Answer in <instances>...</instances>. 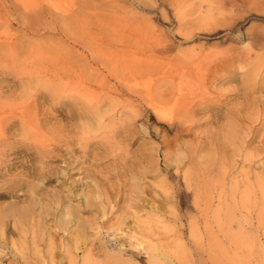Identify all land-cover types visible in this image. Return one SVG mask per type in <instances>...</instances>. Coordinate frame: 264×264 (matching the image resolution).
Instances as JSON below:
<instances>
[{
    "label": "rangeland",
    "instance_id": "374dc122",
    "mask_svg": "<svg viewBox=\"0 0 264 264\" xmlns=\"http://www.w3.org/2000/svg\"><path fill=\"white\" fill-rule=\"evenodd\" d=\"M234 1L0 0V264H264V194L252 176L228 196L240 158L217 171L213 125L174 142L137 107L146 85L168 106L264 97V0ZM190 162L187 212L171 172Z\"/></svg>",
    "mask_w": 264,
    "mask_h": 264
},
{
    "label": "bare ground",
    "instance_id": "6f19581e",
    "mask_svg": "<svg viewBox=\"0 0 264 264\" xmlns=\"http://www.w3.org/2000/svg\"><path fill=\"white\" fill-rule=\"evenodd\" d=\"M164 1V0H161ZM136 2V1H135ZM233 4L235 3L234 0H232ZM240 2L241 6L243 4H245L246 0H239L238 3ZM249 35V34H248ZM252 39H254L256 42H258L260 45L264 46V34L261 33H257L256 35H252L251 37ZM251 39V40H252ZM158 83V82H157ZM146 85V84H145ZM144 85V86H145ZM151 85V84H150ZM160 85V84H159ZM143 86V87H144ZM150 86L146 85L144 87V94H145V98L143 99V103L146 101V105H144L143 103H139L137 104L138 106V110L139 112H145L147 113V111H151L154 116L156 117V122L157 119H161L164 121V123H162V126L168 130H173V141L177 142V140L179 139V137H181L182 132L183 131H188V132H193L194 133V137L197 138H201L199 133L196 134L195 132L199 129L198 127L202 126V125H209L210 127L213 125V144L211 142V145H214V151L216 152L217 157V163L215 161L216 164H218L219 166L217 167V171L219 170L218 168H223L226 165H231L232 160L234 161L235 155L237 157H239L240 159H238V161L240 160L241 164L243 165L242 168L245 167L246 170H241L243 171L242 173H240L242 175V177L240 178H236L238 181L235 180L234 184L237 187L238 185H242V187H249L248 190H250L251 192H249L247 190V188H244V192H246L244 195H247L249 192V195L251 196V194L253 195L254 191L251 190L250 185L253 184V182H250V179H252L251 177L253 176L252 181L255 182L257 190L259 191L260 195L264 194V177H262V175H264V173H260L261 171H264V169L260 170L259 173H257V171L259 170L258 168V164H256L255 166L258 168V170L256 172H253L252 170H254L256 167H254V163L256 161H259L260 159L264 158V156H261V152L264 151V133L259 134L260 132L258 131L257 133V124L259 123V125L264 124V119H261V116H264V97H258L257 100L256 98H252V101L249 103V94L244 93L241 95V98L243 100L239 101V103H233L231 104L232 106L228 107V103L229 101L227 100V97H225L223 100H218V103H215L214 105H208V107H203L200 106V104H196L198 102H196L195 104L192 103V105H184V102L181 103L182 107H178L177 105L174 106H168L169 101L171 102V100H173L176 104H180L179 101L181 100V96L178 93H174L175 91H173L174 94L171 93H166L163 92V96H160V93H157V96L159 97H152L150 95ZM169 87V86H168ZM126 89V88H125ZM174 89V88H173ZM123 91V90H122ZM126 91V90H125ZM152 92V91H151ZM157 92V91H156ZM128 93V92H126ZM134 93V92H133ZM243 93V92H242ZM135 94V93H134ZM187 94V93H186ZM204 94V93H203ZM129 95V94H128ZM132 95V93H131ZM138 95V94H136ZM237 94H235L236 96ZM119 96V95H118ZM135 96V95H134ZM140 97V95H138ZM156 96V95H155ZM208 96V95H207ZM132 97V96H131ZM202 96H200L199 98L201 99ZM198 97L196 98L197 100L199 99ZM133 99V98H132ZM135 100H137L136 98H134ZM133 99V100H134ZM141 99V98H140ZM138 99V100H140ZM183 99V98H182ZM230 99V98H229ZM132 100V101H133ZM137 100V101H138ZM251 100V99H250ZM204 101V99H203ZM186 102V101H185ZM138 103V102H137ZM173 104V103H172ZM189 104V103H188ZM248 105H251V107H247ZM136 108V106H134ZM129 108V107H128ZM125 112V111H124ZM210 112L211 117L210 118H205L204 120L200 121V122H196L194 121V119L196 120V118H193L194 116L197 115V113H207ZM196 114V115H195ZM199 115V114H198ZM197 115V116H198ZM253 115V116H252ZM135 116V115H134ZM250 116L254 118V122L258 123L254 124L253 119L250 118ZM208 117V116H207ZM200 118V117H199ZM197 117V119H199ZM220 118H224L226 121V123H218ZM252 123H250V119ZM135 119V118H134ZM9 120V119H8ZM249 120V121H248ZM11 122V121H10ZM9 122V123H10ZM120 122V121H119ZM20 123V122H19ZM249 124V125H248ZM22 126V125H21ZM207 126V127H209ZM253 128H256V133L253 134V131L251 130ZM4 128V127H3ZM264 129V128H262ZM207 130V129H206ZM252 131V136L249 135L248 139H244L245 138V133L246 132ZM259 130V129H258ZM200 130H198L199 132ZM205 131V130H202ZM204 133V132H202ZM207 134V132H206ZM248 134V133H247ZM212 136V135H211ZM206 137V136H204ZM248 137V136H246ZM4 138V137H3ZM196 138V139H197ZM1 139V138H0ZM255 142H257V144L253 147L250 148L251 150L249 152H245L246 154H243V152L241 153V151H243V149L248 145L249 142H252L254 140H256ZM172 141V140H171ZM200 141V140H199ZM199 143V142H198ZM209 144V143H208ZM250 145V143H249ZM199 146V145H198ZM204 146V145H203ZM205 146H208L207 144ZM200 147V146H199ZM197 147V148H199ZM202 147V145H201ZM209 147V146H208ZM211 147V146H210ZM248 148V147H247ZM200 150V148H199ZM202 151V150H201ZM198 152V151H197ZM188 153V152H187ZM192 154V153H191ZM194 154H197L196 151L194 152ZM210 155V154H209ZM264 155V154H262ZM192 156V155H191ZM196 156V155H195ZM213 156V155H212ZM188 158V157H187ZM195 158V157H193ZM197 158V156H196ZM167 160H170V157L166 158ZM189 159V158H188ZM202 160V159H201ZM210 160V156H206L205 159L202 160L203 165L206 166L207 161ZM193 161V160H192ZM197 161V160H196ZM194 161V162H196ZM237 161V162H238ZM178 162V161H177ZM206 162V163H205ZM169 163V162H168ZM201 163V162H200ZM205 163V164H204ZM234 163V162H233ZM238 162V164H240ZM190 166L189 168L194 165L193 162H190ZM197 164V163H196ZM201 165V164H199ZM261 166V164H259ZM241 166V165H240ZM233 165H231L229 168H232ZM253 167V169L251 168ZM207 168V166H206ZM228 168V169H229ZM179 166L178 164L176 165V168L174 170V172H171V174H173L176 178V184L174 186V188L170 189V191L172 190V193L175 195V197L179 198V201L183 203L184 206V210L187 212H191L193 210H195L196 208L193 209V207H195V204H197V199L195 198V196L193 197V199H190V190H193L192 192H195V190H197V188L199 187L198 183H196V181H194L196 179V177L198 176V171L204 170L205 167H203L202 165L200 167H195L193 169L190 168L189 171L187 172H180L181 169L179 170ZM226 168V171L228 170ZM163 170L165 173H170L168 165H166L165 167H163ZM206 170V169H205ZM231 170V169H230ZM223 171V170H221ZM252 171V175L251 172ZM220 172V171H219ZM218 172L219 175H217L218 177H216V179H218L221 175ZM202 173V172H200ZM205 173V172H204ZM230 173V172H229ZM221 174H223V172H221ZM200 175V174H199ZM238 175V174H237ZM207 176V175H206ZM223 177V175H222ZM199 178V176L197 177ZM207 178V177H206ZM233 178V177H232ZM200 179V178H199ZM198 179V180H199ZM215 179V180H216ZM223 179V178H222ZM235 179V177H234ZM214 180V181H215ZM220 180V179H219ZM224 180V179H223ZM231 180V179H230ZM201 182V180H199ZM198 181V182H199ZM206 181V179L204 180ZM204 181H202V184L204 183ZM222 181V180H221ZM199 182V183H200ZM211 186L213 187V179L212 181L210 180ZM218 182V181H217ZM216 181L214 182V184L217 183ZM209 183V182H208ZM244 184V185H243ZM219 185V182H218ZM221 185V184H220ZM254 185V184H253ZM198 186V187H197ZM204 186V185H203ZM202 186V188H203ZM215 186V185H214ZM234 186V185H233ZM232 186V187H233ZM255 186V185H254ZM206 187V186H205ZM204 187V188H205ZM210 187V186H209ZM221 188L224 186H220ZM236 187L231 188L230 192L228 194V196H230L231 200L233 201V204L235 203V207H238V203H236V201L234 199H236L237 197V193L241 190L238 191V187L236 189ZM252 187V186H251ZM201 188V190H202ZM215 188V192L217 190V187H210V190H213ZM219 188V187H218ZM230 188V187H229ZM241 188V187H239ZM254 189V187H252ZM199 189V188H198ZM220 189V188H219ZM227 189V188H226ZM167 190V189H165ZM164 190V196H167V194H169V192L167 193V191ZM206 189H203L202 192H204ZM222 192V190H220ZM227 191V190H226ZM229 191V190H228ZM243 191H240L239 196H241L243 194ZM253 191V193H252ZM256 191V190H255ZM219 192V191H218ZM171 193V192H170ZM198 193V192H197ZM251 193V194H250ZM203 194V193H202ZM227 194V192H226ZM170 195V194H169ZM200 193H198V197H199ZM221 195V194H220ZM249 196V197H250ZM255 196V195H253ZM257 196V195H256ZM169 197V196H167ZM166 197V198H167ZM222 197V196H221ZM259 197V196H258ZM220 198V197H219ZM234 198V199H233ZM245 200L247 199L248 201V197L245 198V196L243 197ZM255 198V197H254ZM262 198H264V196H262ZM225 199V198H224ZM256 199V198H255ZM259 199V198H258ZM230 200V199H229ZM259 200H262L261 198ZM257 201V199H256ZM255 201V202H256ZM239 202V201H238ZM242 202V201H241ZM240 202V204H241ZM254 202V203H255ZM262 202V201H261ZM176 203V202H175ZM225 203V202H224ZM232 203V202H231ZM236 204H238L236 206ZM194 205V206H193ZM242 205V204H241ZM240 205V206H241ZM240 206L238 207V210L240 208ZM261 206V205H260ZM243 207V205H242ZM241 207V208H242ZM4 214V215H3ZM231 214V213H230ZM3 216H7V212L2 213ZM228 216V213L226 214ZM1 216V215H0ZM8 220V219H7ZM229 221V220H228ZM260 224V223H259ZM258 224V225H259ZM257 225V227H258ZM5 227V226H4ZM2 230H0V242H2ZM6 238V237H5ZM150 246V245H149ZM16 250V248H15ZM17 251V250H16ZM19 252V251H18ZM22 255V254H21ZM22 259V258H21ZM84 264H86V262H84Z\"/></svg>",
    "mask_w": 264,
    "mask_h": 264
}]
</instances>
